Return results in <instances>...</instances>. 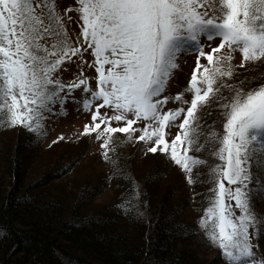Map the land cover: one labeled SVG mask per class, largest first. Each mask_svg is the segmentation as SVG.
Here are the masks:
<instances>
[{"label": "snow or ice", "instance_id": "6c2138e0", "mask_svg": "<svg viewBox=\"0 0 264 264\" xmlns=\"http://www.w3.org/2000/svg\"><path fill=\"white\" fill-rule=\"evenodd\" d=\"M184 54L196 56L190 79L168 95ZM257 64L264 0H0V130L42 140L46 121L71 102L90 114L77 138L98 143L108 183L129 176L118 149L139 143L181 171L193 200L208 185L198 230L224 264H264V83L236 79ZM213 111L219 128L203 123ZM128 183L116 208L150 221L142 186Z\"/></svg>", "mask_w": 264, "mask_h": 264}, {"label": "trees", "instance_id": "16d2710c", "mask_svg": "<svg viewBox=\"0 0 264 264\" xmlns=\"http://www.w3.org/2000/svg\"><path fill=\"white\" fill-rule=\"evenodd\" d=\"M246 69H239L237 81L247 78L246 88L264 83V64ZM203 123L219 128V113L213 111ZM0 138V230L4 232L0 264H149L150 257L156 264H203L198 244L214 252L217 263H224L220 250L198 230L206 204L195 210V200L182 195L176 185L161 187L168 170L163 157L152 156L141 172L133 168L131 153L121 151L129 176L114 178L122 187L115 200L93 205L109 185L102 176L83 184L76 181L66 193L51 187L70 174L82 152L72 153L65 165L57 160L54 168L34 176L45 138L37 141L20 129L0 130ZM129 177L144 190L150 221L116 208L129 187Z\"/></svg>", "mask_w": 264, "mask_h": 264}, {"label": "rangeland", "instance_id": "374dc122", "mask_svg": "<svg viewBox=\"0 0 264 264\" xmlns=\"http://www.w3.org/2000/svg\"><path fill=\"white\" fill-rule=\"evenodd\" d=\"M73 6V0H64V7ZM74 15V14H73ZM70 30L78 32L79 29L75 23L70 25ZM219 41H215V44H218ZM207 50V49H206ZM196 60V56L194 54H184L180 57V69L175 72L174 78L169 82V86L167 89L168 95H175L178 92H182L187 85L188 80L190 79L191 72L194 67V63ZM237 64L241 61V56L239 53H236L235 60ZM261 64L257 65H248L246 70L251 71L254 67H259ZM257 70V69H256ZM264 74V72L262 73ZM74 72L72 69H69L68 72L64 73L63 79L68 81L73 78ZM86 75L89 77H93L95 75L94 70H87ZM262 77V76H261ZM93 87L95 84L93 83ZM76 97L80 98V92L77 91L75 93ZM186 98L188 95L186 94ZM172 104H169V107H172ZM67 115H58L53 116L51 119L46 121L47 127V136L45 137V141L42 146V152L39 155L38 165L35 170L34 176H39L43 174L44 171L48 169L54 168L57 160H61L62 163L60 165H65L66 158L70 157L72 153L78 154V152H82L76 158L77 163L75 164L73 170L67 176L54 181L51 187H56L59 192H69V188H74L76 181L81 182L82 184L87 182L88 180H97L98 177L102 176L103 178L108 179L107 177L110 175V167L106 164L101 158L98 149V143L90 140L88 137H80L77 138V134L79 131L83 130L85 124L90 121V114L84 113L83 111H77V106L69 102L66 105ZM103 111V110H102ZM115 126V124L113 125ZM173 133H175V129H173ZM119 136H123V134H117ZM59 136H64V140L59 141L58 143L53 144L52 142L56 140ZM2 139L0 138V142ZM82 143L81 148L79 147ZM51 145V146H50ZM85 145V148H84ZM82 150L80 151L79 150ZM140 148V144H126L121 149H118L120 152H128L131 153V157L133 158V168L140 170L141 172L145 171L146 165L151 161L152 156H144L142 152H138ZM64 149H66L65 152ZM74 158V159H75ZM54 165V166H53ZM59 165V166H60ZM168 170L166 171L165 178L161 187H165L167 185H171V187H178L182 192V195L185 197L190 196L193 197L194 190L190 188L184 179L181 171L168 163ZM203 171H206L203 169ZM197 185L195 187V192L202 193V195L196 196L195 201H193V206H195V210L197 206L202 209L204 206V194L208 190V185ZM204 189H203V188ZM122 187L120 184L115 181L113 178L111 183H109L108 187L104 191L103 195L96 199L95 204L99 205L103 203H109L116 199L118 194L120 193ZM72 195V194H71ZM202 200V202H201ZM258 212H264V200L259 201L256 205ZM196 211L192 212L193 216H196ZM201 253V258H203V264H210L211 260H214V252H207V249L203 248L202 244H198L197 250ZM264 251V248L261 249ZM215 261V260H214ZM211 264H224L223 262L217 263V260Z\"/></svg>", "mask_w": 264, "mask_h": 264}]
</instances>
